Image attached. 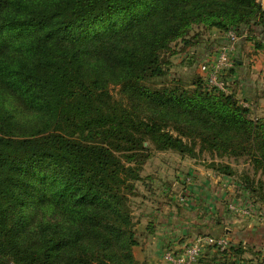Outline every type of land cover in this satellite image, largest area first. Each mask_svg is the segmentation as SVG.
Masks as SVG:
<instances>
[{
	"label": "trees",
	"instance_id": "1",
	"mask_svg": "<svg viewBox=\"0 0 264 264\" xmlns=\"http://www.w3.org/2000/svg\"><path fill=\"white\" fill-rule=\"evenodd\" d=\"M183 1L0 0V264H138L126 208L138 177L119 154L147 151L144 141L191 152L141 117L142 105L152 116L169 112L178 131L198 134L209 149L248 155L264 168V119L248 121L231 95L206 91L200 79L194 89L153 85L164 74L157 52L166 36L180 37L190 23L224 29L253 21L264 30L257 21L264 9L255 0H227L217 8L201 2L187 9V22L168 27L162 43L149 37L141 54L120 48L114 84L122 101L113 100L111 80L79 69L76 46L97 27L112 30L117 17L126 24L147 20ZM227 254L247 264L237 259L243 251Z\"/></svg>",
	"mask_w": 264,
	"mask_h": 264
},
{
	"label": "rangeland",
	"instance_id": "2",
	"mask_svg": "<svg viewBox=\"0 0 264 264\" xmlns=\"http://www.w3.org/2000/svg\"><path fill=\"white\" fill-rule=\"evenodd\" d=\"M183 2L139 22L135 20L126 24L117 17L111 23L112 30L99 26L93 31L94 36L88 33L89 37L76 46L77 51H82L79 56L82 61L79 62L81 73L92 79L99 77L111 80L108 87L113 100L122 101L125 95L121 93V87L114 84L117 83L119 75L115 58L120 48L127 46L136 54H141L147 49L145 43L149 37H160L170 25L173 24L174 27L187 22L185 12L190 7L206 2L208 6L217 8L227 0ZM255 5L263 10L264 0H255ZM257 21L264 23V18H258ZM184 31L185 34L180 37L166 36L163 46L157 52L164 74L153 85L156 86L160 82L194 89L201 87L202 83L206 91L217 89L231 95L235 104L247 111L245 118L248 121L255 123L264 119V35L261 33L264 30L261 26L252 21L245 28L228 25L220 29L201 23H190ZM160 39L162 43V37ZM254 43H261L262 48L255 49ZM111 53L112 56L107 57V54ZM223 53L226 54L227 61L222 57ZM93 63L99 66L95 72L92 70ZM199 79L201 83L199 82L197 86ZM137 113L141 114V117H148L150 121L157 122L163 130L180 138L191 150V154L182 155L171 149L161 150L159 145L150 141H144L143 144L147 151L136 152L137 154H133L135 157L119 154L126 165L134 168L138 177L133 182L132 192L126 196V208L137 242L131 249L136 262L143 264L140 261L144 253L141 246L143 228L147 229L143 233L147 231L149 233L155 230V227H162L160 231L163 230L161 232L164 233L167 223L164 221L157 223L152 219L166 217L169 213L177 214L179 206L181 209L185 208L187 203H190L187 206L191 208V202H195V193H198L197 188L212 181V188L209 191L212 190L211 193L216 198L213 200L224 203L223 213L230 219L221 220L222 227L215 228V225L209 227L219 230L218 239H224L227 248L219 250L205 246L199 264H238L227 254L232 250L243 251L237 259L244 263L264 264L263 166L254 163L248 155L235 156L209 149L208 145L201 143L198 134L181 133L175 128L169 112L152 116L150 108L142 105ZM204 137L211 138V134L207 132ZM221 167L227 168L217 170ZM150 215L152 218H149ZM200 215L204 219L203 214ZM213 218L218 219V214ZM34 219L41 220L42 217L38 215ZM53 219L57 220L59 216L54 215ZM32 225L31 222L28 223L25 229ZM206 233L205 230L193 239L205 238ZM182 250L183 248L173 251L171 247H165L163 253L167 251L181 253ZM222 252H226V258L221 257Z\"/></svg>",
	"mask_w": 264,
	"mask_h": 264
},
{
	"label": "crops",
	"instance_id": "3",
	"mask_svg": "<svg viewBox=\"0 0 264 264\" xmlns=\"http://www.w3.org/2000/svg\"><path fill=\"white\" fill-rule=\"evenodd\" d=\"M200 174L204 176V173L201 171ZM211 182H208V184L206 185L203 184L202 187L197 188L198 193H195V202H191V208H188L187 205L190 203H187V201L185 208L181 209V206H179V212L177 214L175 213L176 215L173 213H169L168 215H166V217L162 216L160 218L152 219H155L154 221H156L157 223L160 221H164L167 223V227L164 233L161 232L163 230L160 231L162 227H155V230L153 229L152 232L149 233L148 231L146 233H143L147 230L145 229L146 227L143 228V231L141 230V236L143 239L141 246L142 249H144V253L141 255L142 260L140 259V261H142L143 264H166L162 258V253L165 247H171V250L173 251L182 249L183 247H185L184 245L193 240L194 236L199 235V233L205 232V230L207 231V236H218L219 230L213 228L210 229L211 227L209 226L215 225V228H219V226L222 227L223 222L221 220L225 221L230 219V217L224 215L223 213L224 203L220 201L215 202L213 200H216V198L211 193L212 190L209 191V189L212 188ZM192 193H194V191H192ZM189 211L191 213H189ZM200 213L203 214L204 219L201 218L202 216L200 215ZM217 214L218 219H214L213 217L217 216ZM150 217L151 215L149 216V218ZM204 223H206V225H204ZM227 232L228 231H226V233Z\"/></svg>",
	"mask_w": 264,
	"mask_h": 264
},
{
	"label": "built area",
	"instance_id": "4",
	"mask_svg": "<svg viewBox=\"0 0 264 264\" xmlns=\"http://www.w3.org/2000/svg\"><path fill=\"white\" fill-rule=\"evenodd\" d=\"M222 57L227 61L226 54L223 53ZM224 64L225 63L223 62V65ZM205 246L224 250L227 248V243L224 239L213 237H197L193 239L186 247H183L181 253H175L173 251L165 252L163 260L167 264H198V259L203 253Z\"/></svg>",
	"mask_w": 264,
	"mask_h": 264
}]
</instances>
